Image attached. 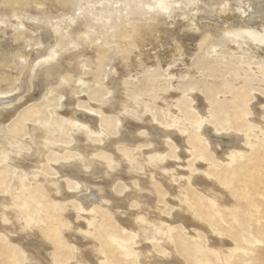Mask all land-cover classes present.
<instances>
[{"label":"rangeland","instance_id":"1","mask_svg":"<svg viewBox=\"0 0 264 264\" xmlns=\"http://www.w3.org/2000/svg\"><path fill=\"white\" fill-rule=\"evenodd\" d=\"M247 5L0 0V264H264Z\"/></svg>","mask_w":264,"mask_h":264},{"label":"bare ground","instance_id":"2","mask_svg":"<svg viewBox=\"0 0 264 264\" xmlns=\"http://www.w3.org/2000/svg\"><path fill=\"white\" fill-rule=\"evenodd\" d=\"M209 1V0H208ZM242 1V0H241ZM245 2V1H244ZM243 2V3H244ZM226 3V2H225ZM242 3V2H241ZM242 3V4H243ZM262 3V2H261ZM211 4V3H210ZM260 4V3H259ZM208 5V4H207ZM224 6H227V5H224ZM248 6V5H247ZM259 7H260V5H258ZM228 7H229V5H228ZM253 7V6H252ZM219 8V7H218ZM217 8V9H218ZM220 8H222V10H223V7H220ZM230 8V7H229ZM229 8H227V9H229ZM248 8H249V6L247 7V8H245L244 6L243 7H239L238 9H236V10H234V11H229V12H226L227 13V15H226V17H225V19L226 20H228V22H230V21H232V20H234V19H238V18H240L239 20H234L233 22V24H232V26L229 28V34L231 35V36H236V37H241L242 38V40H243V38L244 39H248V41H249V39L251 40L249 43V45H257V44H255V38H257L258 40H260V42H262V41H264V39L262 40V37H261V39H260V37H259V32H257L255 29H252V25L254 24L252 21H251V19L253 20V18H263L264 19V5H262L261 7H260V9L259 10H257V11H254V13H248ZM258 8V7H257ZM224 9H226V8H224ZM226 9V10H227ZM250 9H252V8H250ZM217 11V10H216ZM221 11V10H220ZM219 13V12H218ZM238 13H242V15H244V17L243 18H241V17H239V14ZM215 14V13H214ZM221 14V13H220ZM255 15H258V16H255ZM224 16V15H223ZM215 17V16H214ZM222 17V16H221ZM247 18H250L249 20H247ZM242 19H244V20H242ZM262 19V20H263ZM248 21H249V24H248ZM226 23V22H225ZM232 23V22H231ZM250 23H253V24H251L250 25ZM228 24V23H227ZM243 24V25H242ZM260 24V23H259ZM69 26V25H68ZM67 26V27H68ZM253 26H255V25H253ZM66 27V28H67ZM217 27V26H216ZM254 28V27H253ZM28 29V28H27ZM158 30V29H157ZM150 32V31H149ZM152 32V31H151ZM205 32V31H204ZM23 33V32H22ZM143 34V33H142ZM141 34V35H142ZM201 35V34H200ZM211 34L210 33H208V30H207V32H205V34L203 35V40H202V42H204L202 45H204L205 43H206V41L208 42V38H209V36H210ZM45 38V37H44ZM210 39V38H209ZM140 40V39H139ZM138 41V40H137ZM247 41V40H246ZM239 42V41H238ZM239 45H240V47H239V49L240 50H242V49H244V50H250V49H248L249 47H247V45H246V43L243 41L242 43H239ZM259 46H261V47H264V44H259ZM255 47V46H254ZM247 48V49H246ZM243 51V50H242ZM6 53V52H5ZM7 58H8V56H7V54L5 55V54H2L1 56H0V64L1 65H3V66H6V64H8L7 66H9V63H7L6 62V60H7ZM11 60V59H10ZM10 60H8V61H10ZM13 60V59H12ZM48 67H52L51 65L50 66H48ZM47 66H46V69L48 68ZM58 67V66H57ZM64 67V66H63ZM55 68V67H54ZM61 68V67H60ZM57 69V68H56ZM55 69V70H56ZM49 70V69H48ZM54 70V71H55ZM41 72H42V70H40ZM58 71V70H57ZM48 72V71H47ZM51 72V71H50ZM59 72H60V70H59ZM44 73H46V71L44 72ZM49 73V72H48ZM58 73V72H57ZM57 73H55V74H57ZM37 74V73H36ZM54 74V75H55ZM40 75H41V73H40ZM53 75V74H52ZM51 75V76H52ZM25 77V76H24ZM53 77V76H52ZM21 78V77H20ZM2 79V78H1ZM6 79H8V78H6ZM3 80V79H2ZM6 81V80H5ZM8 81V80H7ZM6 82H4V84H5ZM115 85V84H114ZM2 87V86H1ZM3 88V87H2ZM118 98V97H117ZM198 100V99H197ZM1 101V100H0ZM4 101V100H3ZM2 102V101H1ZM7 102V101H6ZM9 102H11V101H9ZM13 102V101H12ZM3 105V104H2ZM204 112V111H203ZM202 115V114H201ZM4 119V118H3ZM86 122V121H85ZM90 124H91V122H90ZM136 128V127H135ZM128 133V132H127ZM233 139V138H232ZM92 193V192H91Z\"/></svg>","mask_w":264,"mask_h":264}]
</instances>
